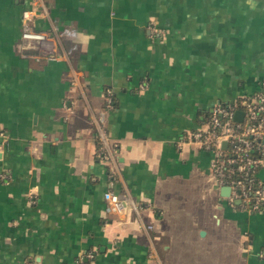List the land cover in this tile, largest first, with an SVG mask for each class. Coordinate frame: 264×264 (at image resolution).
Instances as JSON below:
<instances>
[{
	"label": "crops",
	"instance_id": "crops-1",
	"mask_svg": "<svg viewBox=\"0 0 264 264\" xmlns=\"http://www.w3.org/2000/svg\"><path fill=\"white\" fill-rule=\"evenodd\" d=\"M38 1L76 71L21 46L33 0H0V264H264V211L221 195L188 137L264 91V0ZM108 190L141 214L107 212Z\"/></svg>",
	"mask_w": 264,
	"mask_h": 264
},
{
	"label": "built area",
	"instance_id": "built-area-1",
	"mask_svg": "<svg viewBox=\"0 0 264 264\" xmlns=\"http://www.w3.org/2000/svg\"><path fill=\"white\" fill-rule=\"evenodd\" d=\"M33 2L39 12L31 9L23 11L21 46L36 59L67 61L73 71H76L73 66L75 44L70 38V29L55 22H51L50 28L46 30L34 28L32 24L34 15H42L49 19L50 15L42 1ZM73 83L78 85L76 77ZM107 103L108 107H112L110 95ZM238 110L244 111V117L240 121L234 118ZM97 131L104 149L103 158L114 159L108 135L101 122L98 123ZM0 137L2 139L7 137L1 126ZM188 137L200 147L213 152L212 173L219 188L224 185L230 186V195L225 198L231 204L239 199L246 209L253 212L264 211V184L263 181H256L254 178L257 171L264 167V91L246 98L242 103L217 104L210 114L209 121L190 132ZM105 199L109 213L133 211L137 215L141 214L140 205L129 194L120 195L108 190L105 192ZM139 221L145 230L154 229L153 224H146L142 219ZM153 254L151 253V256Z\"/></svg>",
	"mask_w": 264,
	"mask_h": 264
},
{
	"label": "water",
	"instance_id": "water-1",
	"mask_svg": "<svg viewBox=\"0 0 264 264\" xmlns=\"http://www.w3.org/2000/svg\"><path fill=\"white\" fill-rule=\"evenodd\" d=\"M243 117H244V111L243 110L236 111V113L234 115L235 120L240 121V120L243 119ZM226 145H227V142L224 143V147ZM230 191H231V188L228 185H224V186L221 187V195H223L224 197L229 196L230 195ZM237 201L240 202L239 199ZM202 234H204V233L202 232Z\"/></svg>",
	"mask_w": 264,
	"mask_h": 264
},
{
	"label": "trees",
	"instance_id": "trees-1",
	"mask_svg": "<svg viewBox=\"0 0 264 264\" xmlns=\"http://www.w3.org/2000/svg\"><path fill=\"white\" fill-rule=\"evenodd\" d=\"M239 102H243V100H240ZM209 118H210V115L207 117V121L206 122H208L209 121ZM259 170L257 171V173H256V175H255V180L256 181H263L260 177H259ZM237 174V173H236ZM263 184H264V181H263ZM82 264H89V263H87V262H83Z\"/></svg>",
	"mask_w": 264,
	"mask_h": 264
},
{
	"label": "rangeland",
	"instance_id": "rangeland-1",
	"mask_svg": "<svg viewBox=\"0 0 264 264\" xmlns=\"http://www.w3.org/2000/svg\"><path fill=\"white\" fill-rule=\"evenodd\" d=\"M233 232H235V230H233ZM235 233H236V232H235ZM235 233H234V235H236Z\"/></svg>",
	"mask_w": 264,
	"mask_h": 264
}]
</instances>
